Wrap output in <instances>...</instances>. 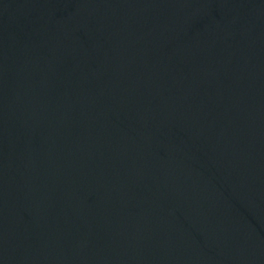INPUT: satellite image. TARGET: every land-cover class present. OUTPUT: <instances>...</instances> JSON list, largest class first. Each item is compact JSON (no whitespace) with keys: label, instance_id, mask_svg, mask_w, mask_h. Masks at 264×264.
I'll use <instances>...</instances> for the list:
<instances>
[{"label":"water","instance_id":"1","mask_svg":"<svg viewBox=\"0 0 264 264\" xmlns=\"http://www.w3.org/2000/svg\"><path fill=\"white\" fill-rule=\"evenodd\" d=\"M0 264H264V0H0Z\"/></svg>","mask_w":264,"mask_h":264}]
</instances>
